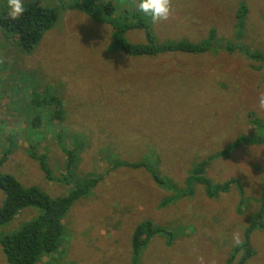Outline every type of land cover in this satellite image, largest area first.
Masks as SVG:
<instances>
[{
    "label": "rangeland",
    "instance_id": "rangeland-1",
    "mask_svg": "<svg viewBox=\"0 0 264 264\" xmlns=\"http://www.w3.org/2000/svg\"><path fill=\"white\" fill-rule=\"evenodd\" d=\"M45 2L52 7L91 4L96 17L121 22L147 20L161 44L199 45L214 28L221 46L230 43L232 51L126 54L116 47L111 25L70 8L60 9L54 27L29 51L13 33L0 29V156L12 147L0 171L54 198L68 195L77 178L107 174L68 210L60 247L39 264H131L133 231L146 219L164 228L172 242L168 235L155 234L139 264H199L200 256L204 264H226L234 249L233 232L240 231L244 240L264 199V143H242L229 158L214 156L239 137L258 134L253 122L264 126V111L256 108L264 92V58L241 51L264 53V0H172L169 18L158 23L137 9L139 0ZM6 6L2 0L0 13ZM239 9L246 10L240 24ZM126 39L148 43L144 29L129 30ZM28 88L49 89L63 100L64 120L50 122L44 116L43 134L28 133L37 115L26 117L21 110L32 100L21 91ZM61 128L66 133L59 142ZM259 134L264 138V131ZM31 140L40 142L38 152L47 153L51 176L59 179L68 160L63 146L74 149V177L47 178L26 152ZM210 157L206 176L215 183L239 179L245 196L233 185L210 198L199 182L193 193H180L192 166ZM125 162L144 164L175 184L164 189L146 168ZM165 197L173 200L162 205ZM4 199L0 190V207ZM40 213L38 207L24 208L0 225V237ZM250 241L255 255L246 264H264V226L253 229ZM241 257L239 252L231 264H239ZM0 264H9L1 245Z\"/></svg>",
    "mask_w": 264,
    "mask_h": 264
},
{
    "label": "trees",
    "instance_id": "trees-1",
    "mask_svg": "<svg viewBox=\"0 0 264 264\" xmlns=\"http://www.w3.org/2000/svg\"><path fill=\"white\" fill-rule=\"evenodd\" d=\"M1 1L2 0H0V3ZM25 8L26 11L24 14L19 20L15 21L7 19V11L6 9L3 10L0 13V29L5 30L8 33H13V37L16 39L15 41H17L27 51L33 49L42 40L45 32L54 27L59 17L60 9L63 8L81 10L94 17L96 21L111 25L113 29L112 39L114 40L116 47L122 49V51L126 54L153 56L172 51L195 53L213 50L217 52L221 48L232 51L230 43L225 47L221 46L219 40H217V32L214 28L209 30L208 41L199 45L186 41L161 44L156 41V36L153 33L151 23L147 20H139L137 22H121L119 19L115 18L96 17L94 14V8L91 4L66 3L63 6L52 7L47 5L45 0H30L29 3L25 5ZM111 9L114 10V7L112 6ZM126 11L128 12L129 9ZM245 13V9H239L237 15L239 24L242 22ZM131 29H144L148 38V43L133 44L129 42L126 39V33ZM236 30H238V26H236ZM241 51L242 53H245L246 56L253 59L263 60L264 58V53L262 52L261 54H258L250 49L249 51L246 49ZM24 76L20 78L22 84V78ZM21 91L28 92L32 98L31 102L21 109L26 111L27 115L25 116L29 117L32 115V112H35V114L37 112L36 116L32 115L30 121L28 120L29 125H27V129L31 136H34L37 133L43 134L40 130L41 126H43V123L45 122L43 121L44 116H47V120L50 122L55 120H64L65 110L63 108V100L58 94L50 92L49 89L41 92H33L31 88H28L26 90L21 89ZM253 123L257 126L258 134L241 136L221 152L214 154V156L229 158L234 149L242 143H264V138H259V131H264V126L257 121ZM2 124L3 122H1L0 119V127ZM64 129L65 128H61L60 131L62 132H57L56 134L59 142L62 141L61 136L66 133L63 132ZM39 143L40 142H34L31 140L26 148V152L30 157L39 162L46 177L51 180H57L58 182L62 181L63 178H73L75 160L77 159L74 149L70 150L65 145L63 146L62 150L67 153L66 156L68 160L66 163V170L59 179L58 177L51 176L47 153L38 152ZM11 151L12 147L10 146L3 154H1L0 167L2 166L7 154ZM212 158L213 157H210L208 160H201L192 166V169L186 179V189L182 190L180 193L185 195L193 193V184L195 182H199L204 185L206 195L210 198L219 196L221 192L229 191L233 185H237L241 196H245L244 186L239 179L231 178L224 183H215L206 176V169ZM125 164L132 165L131 167L133 168H146L144 164H130L128 162H125ZM146 169L150 172L155 182L164 189L172 188L175 184L167 177H160L150 167ZM262 171L264 173V167L262 168ZM105 175L107 174H103L98 177H86L82 179L77 178L73 190L68 195L54 198L40 187H25L15 176L8 173H2L0 171V190H2L5 194L4 202L0 207V225H4L12 221L24 208L38 207L41 210V213L36 218L24 223L20 229L0 237V245L7 262L9 264H39L40 259H42L44 255H50L51 253L57 251L60 247V239L64 233V216L78 199L90 195L94 187H96L104 179L103 176ZM243 198L244 197H242V200L240 201V208L244 205L242 204ZM171 200H173V197H165L162 205L168 204ZM263 217L264 199H262L260 209L253 215L251 226L246 231V237L244 238L243 245L240 247H234L226 264H231L239 252H242L239 264H246V262L255 255V251L251 247L250 233L254 228H262L264 226L262 220ZM157 233H162L163 235L168 236L170 235L164 228L156 226L150 219L140 222L135 227L131 243V264H139L143 249L147 247L150 239ZM169 242H172L171 236H169Z\"/></svg>",
    "mask_w": 264,
    "mask_h": 264
},
{
    "label": "clouds",
    "instance_id": "clouds-1",
    "mask_svg": "<svg viewBox=\"0 0 264 264\" xmlns=\"http://www.w3.org/2000/svg\"><path fill=\"white\" fill-rule=\"evenodd\" d=\"M172 0H139L137 9L151 18L153 23L165 21L169 18L171 12ZM6 18L15 21L26 11L23 0H7ZM256 108L258 111H264V92H262L257 100ZM232 242L234 247L243 245L244 240L240 231H235L232 234ZM199 264H204L202 256L197 258Z\"/></svg>",
    "mask_w": 264,
    "mask_h": 264
}]
</instances>
